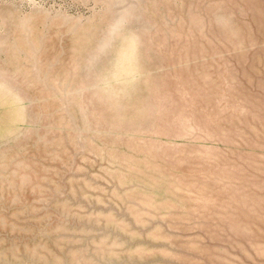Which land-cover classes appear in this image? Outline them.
<instances>
[{
	"label": "rangeland",
	"instance_id": "rangeland-1",
	"mask_svg": "<svg viewBox=\"0 0 264 264\" xmlns=\"http://www.w3.org/2000/svg\"><path fill=\"white\" fill-rule=\"evenodd\" d=\"M0 264H264V0H0Z\"/></svg>",
	"mask_w": 264,
	"mask_h": 264
}]
</instances>
